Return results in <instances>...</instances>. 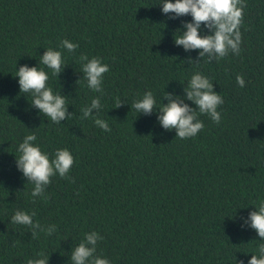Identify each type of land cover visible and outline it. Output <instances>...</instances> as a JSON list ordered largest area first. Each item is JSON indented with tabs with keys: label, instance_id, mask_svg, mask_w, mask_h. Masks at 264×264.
<instances>
[{
	"label": "trees",
	"instance_id": "obj_1",
	"mask_svg": "<svg viewBox=\"0 0 264 264\" xmlns=\"http://www.w3.org/2000/svg\"><path fill=\"white\" fill-rule=\"evenodd\" d=\"M244 2L240 55L197 66L188 61L198 50L174 44L192 17L170 19L163 0H0V264H27L40 252L49 264H70L93 231L103 237L97 255L110 264H248L258 255L264 241L242 224L264 200V0ZM65 39L79 45L74 53L61 47ZM48 48L67 66L58 78L39 63ZM81 55L109 66L102 93L77 83ZM24 65L46 71L48 86L67 97L70 120L52 124L31 106V93H20L15 74ZM195 72L224 100L219 125L200 115L203 130L181 140L160 126L158 109L145 116L131 108L149 91L157 108L168 103L165 92L184 97ZM96 97L110 132L81 119ZM116 98L125 102L118 109ZM28 134L50 158L65 148L74 158L71 179L53 177L47 200L33 202L16 166ZM17 210L57 231L34 239L10 223Z\"/></svg>",
	"mask_w": 264,
	"mask_h": 264
},
{
	"label": "clouds",
	"instance_id": "obj_2",
	"mask_svg": "<svg viewBox=\"0 0 264 264\" xmlns=\"http://www.w3.org/2000/svg\"><path fill=\"white\" fill-rule=\"evenodd\" d=\"M162 13L170 19H178L184 16H191L192 21L183 24V30L174 39L177 47H182L185 52L198 50L199 56L196 61L188 62L199 65L201 60L206 63L221 61L230 54L239 56L241 52L242 33L241 25L244 18V9L247 7L244 0H163ZM203 29L209 34L201 35ZM61 47L68 53H74L79 47L65 39L61 41ZM61 51L48 48L45 50L39 63L51 71L52 75L59 77L64 71L65 64ZM81 73L86 87L95 93H102V83L104 74L110 71L107 64L102 63L100 58L89 59L87 55L79 57ZM15 77H18L20 93H31V106L39 110L40 114L47 117L52 124L61 125V121H68L74 115L68 112L67 97L61 93H54L48 86L49 75L45 70L38 67H19ZM236 83L241 88L245 86L243 76L237 75ZM185 96L179 97L173 94L164 93L162 99L168 103L156 107V98L152 92H146L143 97L132 103L131 108L138 114L145 116L152 115L154 109H158L157 119L164 130H175L176 138L186 140L194 138L203 130L204 123L198 117L206 115L215 124L221 122V113L217 110L223 105L224 100L213 88V81L200 72H195L184 87ZM185 100L190 101L196 107L192 108ZM124 101L116 98V109L124 105ZM102 108L99 97L93 98L90 104L81 109V119H91L95 126L105 132H110L111 128L104 119L99 118ZM95 112V115H93ZM37 140L35 134H28L23 142L18 145L16 157L17 169L22 172L27 184L33 185L31 196L33 202L35 198L47 200L46 189L51 184L52 178L59 176L69 180V172L74 164V158L68 149H57L53 157L42 152L40 147L34 142ZM74 182V181H73ZM255 211L249 213L244 219L242 227L248 226L253 229L260 241H264V200L255 204ZM35 212L28 214L25 211L17 210L11 217L10 223L13 225L25 226L30 230L31 236L38 238L39 233L51 236L57 231L56 225L42 226L38 221L34 222ZM103 237L98 232L84 234L83 240L72 249L70 253V264H110L107 258L97 255L98 242ZM258 255H251L248 264H264V242L258 246ZM49 258L44 252L37 254V258L28 259L27 264H49ZM235 264H244L243 260H236Z\"/></svg>",
	"mask_w": 264,
	"mask_h": 264
}]
</instances>
